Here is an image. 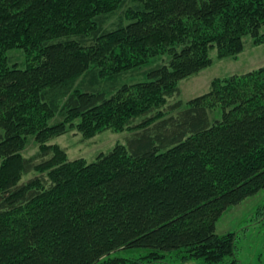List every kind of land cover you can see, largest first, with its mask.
<instances>
[{
  "label": "trees",
  "instance_id": "16d2710c",
  "mask_svg": "<svg viewBox=\"0 0 264 264\" xmlns=\"http://www.w3.org/2000/svg\"><path fill=\"white\" fill-rule=\"evenodd\" d=\"M247 36L264 42V0H0V264H239L217 226L264 190V66L167 104ZM88 74L115 84L81 90ZM78 119L87 137L134 133L69 160L48 141Z\"/></svg>",
  "mask_w": 264,
  "mask_h": 264
},
{
  "label": "rangeland",
  "instance_id": "374dc122",
  "mask_svg": "<svg viewBox=\"0 0 264 264\" xmlns=\"http://www.w3.org/2000/svg\"><path fill=\"white\" fill-rule=\"evenodd\" d=\"M106 25L118 21L119 14L108 16ZM246 45L243 52L233 57H220L217 49H212L211 57L213 62L210 66L203 69L199 73L188 78L182 79L178 85L180 93L169 98L168 104H172L178 100L187 102L188 100L207 93L211 89V85L216 79H225L233 74H244L248 71L258 69L264 66V42H254L250 36L245 38ZM15 58L24 63L26 60V52L17 50L12 52ZM153 64L164 62L167 57L154 58ZM152 66V65H151ZM143 69L130 73L119 81H114L119 85L124 81L132 82L140 80L144 77ZM93 76L91 74L80 78L76 86L81 90L88 88H112L115 84L112 80L102 78L97 84H92ZM211 119H220L222 110L220 108L211 111ZM76 125L71 126L67 133L54 137L48 141V144H58L67 152L69 160L83 158L88 162L94 161L101 152H108L119 143H126L127 138L134 133V130H113L106 129L96 133L92 137L85 136L77 125L79 119L75 121ZM41 144L36 140L34 135L28 139L27 145L22 150V154L26 157H32L39 153ZM36 172H31L24 176L23 180L33 177ZM218 232L226 234L234 232L237 244V259L239 264H264V190L256 195L249 197L242 203L230 207L218 222ZM122 256H132L134 252L122 250L117 253ZM188 264H194L189 262Z\"/></svg>",
  "mask_w": 264,
  "mask_h": 264
}]
</instances>
